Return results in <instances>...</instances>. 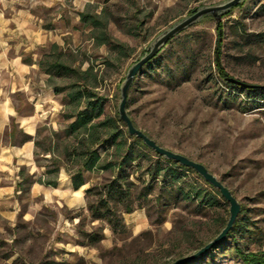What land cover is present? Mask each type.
<instances>
[{
    "label": "rangeland",
    "instance_id": "obj_1",
    "mask_svg": "<svg viewBox=\"0 0 264 264\" xmlns=\"http://www.w3.org/2000/svg\"><path fill=\"white\" fill-rule=\"evenodd\" d=\"M223 1L63 0L64 8L37 11L48 25L58 13L63 16V46L52 51L55 43L50 44L41 59L47 87L60 93L37 130L35 178L29 167H20L16 186L22 182V187L0 201V264H172L221 232L230 203L220 191L146 146L133 145L137 158L122 168L83 171L91 190L83 207L73 200L77 194L68 196L63 189L45 204L30 186L42 177L54 179L44 172L57 164V178L79 168V160L65 151L83 136L70 134L76 117H66L75 109L67 105L69 91L91 90L104 105L102 117L117 118L118 129L129 136L118 118L119 86L128 67L166 28L196 8ZM80 13L99 17L102 27ZM217 25L223 29L221 61L229 78L254 89L232 88L219 78L213 62ZM104 31L110 40L102 44ZM57 56L68 70L51 67ZM130 89L127 113L136 128L158 145L203 163L241 205L227 237L186 264H253L247 254H264V0H244L219 24L209 15L185 29L140 70ZM99 153L102 162L116 165L126 154L113 146L100 147ZM120 182L119 193L108 199L116 216L93 218L90 207H98L108 185ZM191 188H200L198 200L186 197ZM117 221L121 226L114 228Z\"/></svg>",
    "mask_w": 264,
    "mask_h": 264
},
{
    "label": "crops",
    "instance_id": "obj_2",
    "mask_svg": "<svg viewBox=\"0 0 264 264\" xmlns=\"http://www.w3.org/2000/svg\"><path fill=\"white\" fill-rule=\"evenodd\" d=\"M49 8H64L63 0H0V201L14 194L20 167H29L35 178L37 130L55 108L56 93L47 87L40 61L50 44L63 46L66 33L61 30V13L49 25L37 14ZM25 136L30 138L24 140ZM58 178L54 188L35 180L30 186L33 197L42 196L43 202L50 204L56 201L54 191L63 189L68 196L77 194L73 200L83 207L87 179L84 177L83 186L76 190L65 173Z\"/></svg>",
    "mask_w": 264,
    "mask_h": 264
},
{
    "label": "trees",
    "instance_id": "obj_3",
    "mask_svg": "<svg viewBox=\"0 0 264 264\" xmlns=\"http://www.w3.org/2000/svg\"><path fill=\"white\" fill-rule=\"evenodd\" d=\"M80 17L82 20H88L90 19L91 24L95 27H102V23L99 19V17H91L87 16L83 13H80ZM105 30V27H103ZM217 39H216V47L214 51V65L215 70L218 73V76L220 79H222L224 82L227 78H229V73L224 69L221 61V55H222V26L217 25ZM105 32V31H104ZM107 33H103L102 35V41L101 43L104 44L108 42L107 40L109 36L106 35ZM52 51L58 49V46L56 44H53L51 46ZM53 58L54 54L49 55V58ZM41 62V61H40ZM51 67L57 71L59 70H68V67L64 66L61 62H59L58 56L52 61ZM43 62L40 63V66H42ZM49 74V73H48ZM228 86H231L232 88H238L237 86L228 83ZM239 88H242L239 86ZM244 89H246L244 87ZM56 93H60L58 90H54ZM67 97L69 99L68 107L71 108V105L73 106L74 111L71 113V109L67 111L66 117H76L75 121L72 122L69 125L70 128V134L72 132L75 133H81L82 139H80L77 143V146L67 145L65 147V151L67 156H71L74 159L79 160V168L76 172L70 173V177L72 178V184L74 189H79L84 184V177H82L83 171H97V170H107L112 169L113 167L122 168L123 163L126 162H133L136 160L137 157L133 155V145L139 147V148H145L143 146V143L141 140L127 136L126 134L122 133L118 129V123L120 122L117 118H103V112H104V105L100 102V99H95V95L91 90L88 89H78V91H69L67 94ZM135 123V122H134ZM79 137V135H78ZM29 136H25V139H29ZM131 140L129 143L128 140ZM38 144L35 142V147ZM115 147V152H125V156H123V162L119 164L114 163H104L102 162V157L99 153L100 147ZM146 149V148H145ZM36 155V153H35ZM37 156V155H36ZM134 156V157H133ZM168 164H172L174 167H176L178 170H189L188 168H182L179 167L177 163L169 161ZM60 167L58 164L53 170H47L44 172V175L50 176L54 175V179H44L43 177L39 179V183L45 184L47 186L56 187L58 184V178L57 174L60 170ZM160 171V169L156 172V174ZM23 171L20 172V176H22ZM121 182L123 179H119ZM110 184L106 187L105 190V197L102 199H98V207L94 208L93 206L90 207V211H92V217L93 218H112L113 216H116L114 212H112L111 208H109V198H112L116 193H119V191H116L117 189L121 188L122 184ZM33 183V182H32ZM22 182L18 183L16 186L17 190L22 187ZM191 191H188L186 193V197H191L192 199L198 200L201 196L200 188H191ZM88 192H91L90 189L87 190ZM100 208H105V211L103 214L99 213ZM131 212L129 207L126 208V213ZM111 223V221H110ZM120 221H117L115 223V227H120ZM238 254L241 255L242 252L239 250ZM252 259L253 264H264V254H247Z\"/></svg>",
    "mask_w": 264,
    "mask_h": 264
},
{
    "label": "water",
    "instance_id": "obj_4",
    "mask_svg": "<svg viewBox=\"0 0 264 264\" xmlns=\"http://www.w3.org/2000/svg\"><path fill=\"white\" fill-rule=\"evenodd\" d=\"M244 0H225L222 3L201 6L199 8L194 9V11L186 16L180 21L172 24L170 27L166 28L165 31L161 32L157 36H155L147 48L146 52L139 57L137 62L130 65L126 71V77L122 81L119 86L120 89V101L118 105V118L126 125V131L130 137L139 139L142 141L143 145L155 152L157 155L162 157V159L166 161H172L177 163L182 168H188L192 170L195 174L200 176L207 184H209L212 188H217L220 191L222 198L225 202L230 203L229 207V220L226 223L225 227L221 230V232L210 242L201 247L197 252L186 255V257L178 258L172 262V264H186L193 259L200 257L201 255L207 253L209 250L215 248V246L229 234V230L233 227L235 222L238 219V214L241 211V205L237 200L233 197L231 191L224 187V185L217 179L214 174H211L206 166L201 162H196L191 160L184 154L177 153L172 150H168L156 143L155 140H152L145 132L141 129L136 128L133 120L129 117L127 113V100L130 92V88L133 85L136 77L140 70L152 59L157 56L165 47L166 44L171 41L176 36L180 35L185 29L194 26V24L198 23L205 17L211 15L217 22L220 23L221 19L224 15H227L233 8L237 7V5L241 4ZM229 83L235 86H241L248 89H254L257 87L256 85L252 86L246 84L242 81H238L234 78L226 79Z\"/></svg>",
    "mask_w": 264,
    "mask_h": 264
}]
</instances>
